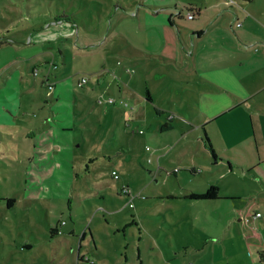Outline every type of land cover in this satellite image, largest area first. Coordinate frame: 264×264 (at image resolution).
<instances>
[{"label": "rangeland", "instance_id": "obj_1", "mask_svg": "<svg viewBox=\"0 0 264 264\" xmlns=\"http://www.w3.org/2000/svg\"><path fill=\"white\" fill-rule=\"evenodd\" d=\"M175 1L0 0V69L12 63L0 75V264H77L79 255L93 264H252L234 220L243 203L223 197V189L212 202L152 199L151 190L165 188L161 179L147 189L151 168L142 136L128 127L125 108V116H106V99L97 98L105 89L118 91L113 71L132 81L125 68L133 67L128 40L138 18L127 10L146 5L151 16L142 12V18L156 19ZM59 15L72 21H57ZM82 78L88 79L83 87ZM44 143L60 153H54L57 170L49 173L58 183L45 182L41 192L30 174L43 163ZM209 178L199 175L187 188ZM167 179L181 192L182 184ZM214 182L224 186L227 178ZM252 192L264 235V198ZM8 199L16 205L8 207ZM63 221L66 233L52 237L51 228ZM252 255L258 261L257 250Z\"/></svg>", "mask_w": 264, "mask_h": 264}, {"label": "crops", "instance_id": "obj_2", "mask_svg": "<svg viewBox=\"0 0 264 264\" xmlns=\"http://www.w3.org/2000/svg\"><path fill=\"white\" fill-rule=\"evenodd\" d=\"M186 1L165 6L156 19L142 18V12L151 16L146 5L127 10L138 18L128 40L127 57L133 67L123 66L132 81H125L121 69L116 74L113 71L114 81H121L118 91L105 89L97 98L116 101L106 103V116H125L121 110L125 108L128 127L135 137L142 136L143 158L151 168L147 189L161 179L165 188V192L151 190L156 195L152 199L195 204L185 197L202 194L216 184L220 192L223 189V197L243 203L242 208L235 207V218V211L245 208V199L255 198L261 208L257 193L252 191L258 189L259 198H264V0H191L184 4ZM254 2L259 3L256 8ZM186 11L195 12L191 21L199 22H184ZM141 76V81L133 84ZM148 91L152 101L147 100ZM165 124L172 128L163 130ZM55 134L49 137L54 142ZM42 149L43 163L31 171L30 183L44 192L45 182L49 187L58 183L49 173L57 170L54 153L60 152L54 144L44 143ZM59 163L73 169L64 160ZM207 172L211 178L198 183L197 189L187 188L192 179L197 181V176ZM164 173L182 184L181 192L170 187ZM217 177L227 178V184L215 183ZM67 232L76 236L75 228Z\"/></svg>", "mask_w": 264, "mask_h": 264}, {"label": "trees", "instance_id": "obj_3", "mask_svg": "<svg viewBox=\"0 0 264 264\" xmlns=\"http://www.w3.org/2000/svg\"><path fill=\"white\" fill-rule=\"evenodd\" d=\"M189 12H193V11H187V13H189ZM56 20L57 21H59V20L72 21V18L68 15H59V16H56ZM11 65H12V63L8 64L3 69H0V75L5 70H7ZM36 72H37V68L34 70L33 74H35ZM48 83H51V79H48L45 82V84H47V87L49 88ZM83 85L84 84H82L80 82V86L83 87ZM54 87H55V85H54ZM146 97H147V100L152 101V98L149 94V91L146 92ZM171 128L172 127L170 126V124H165V126L162 127L163 130H170ZM205 140H206L207 145L209 146L210 150L212 152H214L212 149V145L210 143V139L206 136ZM126 194L128 195V193H126ZM220 198H221L220 197V188L216 184L210 186L206 190V192H204L202 194L190 193L189 195H187L185 197V199H188L190 201H195V202L196 201H216V200H219ZM245 201H246L245 208L242 210H236L234 219H235V221L239 227L241 237L244 240V243H245V246L248 250L252 264H264V235L262 234V232L260 230V224H259V220L261 219V217H259V218L256 217L257 213H261L260 208H259V204L255 198L254 199H245ZM14 202H15V199H8L7 200L8 207H12V203H14ZM63 222H65V221H63ZM62 223L58 224L56 227L51 228L50 235L52 237L61 235L59 233V230L62 229V231H63L64 225L62 226ZM63 234H64V232H63ZM85 236H86V233L83 234L81 241H83L85 239ZM253 249L257 250L258 261H256L252 255ZM79 262L93 264V262H90L89 260H87L81 256H78L77 264H79Z\"/></svg>", "mask_w": 264, "mask_h": 264}, {"label": "built area", "instance_id": "obj_4", "mask_svg": "<svg viewBox=\"0 0 264 264\" xmlns=\"http://www.w3.org/2000/svg\"><path fill=\"white\" fill-rule=\"evenodd\" d=\"M195 17H196V14L194 13V12H189V13H187V18L188 19H190V20H193V19H195ZM242 24L241 23H239L238 24V26H241ZM35 74H37V72L35 73ZM88 82V79L87 78H83L82 79V84H85V83H87ZM49 85V89L50 90H52V89H54L55 87H54V85L52 84V83H48ZM106 102L107 103H109V104H113V103H115L116 101L114 100V99H108V100H106ZM100 103L101 104H105V102L103 101V100H100ZM171 120V119H170ZM141 133H143V131H141ZM113 175L116 177V178H118V173L116 172V171H113ZM125 193H128V190H126L125 191ZM129 196V195H128ZM262 216V214L261 213H257V216L256 217H261ZM66 224V222H63L62 223V226L63 225H65ZM59 233L62 235L63 234V231H62V229L61 230H59Z\"/></svg>", "mask_w": 264, "mask_h": 264}]
</instances>
